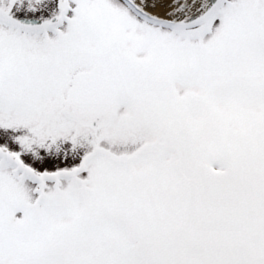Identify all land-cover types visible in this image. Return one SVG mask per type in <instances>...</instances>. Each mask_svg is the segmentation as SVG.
<instances>
[{
  "label": "snow or ice",
  "instance_id": "obj_1",
  "mask_svg": "<svg viewBox=\"0 0 264 264\" xmlns=\"http://www.w3.org/2000/svg\"><path fill=\"white\" fill-rule=\"evenodd\" d=\"M0 264H264V0H0Z\"/></svg>",
  "mask_w": 264,
  "mask_h": 264
}]
</instances>
